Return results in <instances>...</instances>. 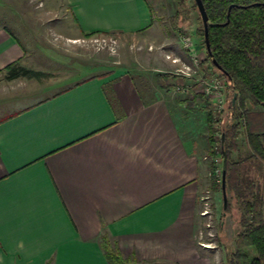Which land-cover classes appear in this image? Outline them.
<instances>
[{"label": "crops", "instance_id": "0c3cea01", "mask_svg": "<svg viewBox=\"0 0 264 264\" xmlns=\"http://www.w3.org/2000/svg\"><path fill=\"white\" fill-rule=\"evenodd\" d=\"M46 1L62 10L51 27L71 38L154 26L148 0ZM31 55L0 22V74L30 69ZM92 73L31 102L2 93L0 264H110L104 234L137 264H197L206 167L185 134L189 99L128 66Z\"/></svg>", "mask_w": 264, "mask_h": 264}, {"label": "rangeland", "instance_id": "374dc122", "mask_svg": "<svg viewBox=\"0 0 264 264\" xmlns=\"http://www.w3.org/2000/svg\"><path fill=\"white\" fill-rule=\"evenodd\" d=\"M46 2L0 0V22H9L28 52L35 56L28 57L27 67L44 73L40 76L22 75L14 79H8V72L0 74V100L3 92L20 89L21 93L26 94L20 101L31 102L90 76L92 72L100 73L110 67L120 66H128L138 75L156 80L167 91L176 90L177 95L173 93V98L178 95L188 98L182 118L187 125L186 131L182 129L187 138L196 139V151L206 167V178L198 201L197 264H231L247 211L245 201L239 198L236 187H226L229 207L225 209L223 191L218 183L224 160L218 153L219 144L216 142L213 147L208 142L210 130L205 107L213 112L211 130L218 141L222 129L232 121L229 112L232 94L227 79L207 62L204 39L198 34L200 13L195 0H148L152 6L154 26L145 35L131 37L94 33L77 38L64 36L51 27L48 19L61 16L62 10L50 11ZM176 13L178 28L172 23ZM29 31L37 48L32 47L27 37ZM186 37L191 39V50L185 47ZM47 47L54 52L47 50ZM43 50L51 54L52 59L44 58L41 54ZM192 54H196L198 62L193 61ZM158 73H168L172 77H157ZM209 80H220L223 85L222 97L206 93L205 81ZM2 107L0 101V114ZM250 154L251 150L242 134L238 138L234 157L246 158ZM247 163L246 175L259 187L264 197V163L257 159Z\"/></svg>", "mask_w": 264, "mask_h": 264}, {"label": "trees", "instance_id": "16d2710c", "mask_svg": "<svg viewBox=\"0 0 264 264\" xmlns=\"http://www.w3.org/2000/svg\"><path fill=\"white\" fill-rule=\"evenodd\" d=\"M202 1L209 18L211 55L207 52V62L227 79L232 94L229 105L232 121L222 129L218 141L214 139L211 130L213 112L205 107L210 130L208 142L213 147L216 142L219 144L218 153L226 163V187H236L239 190L238 196L245 201L247 211L231 264H264V197L259 187L246 175L247 162L257 159L264 163V0ZM195 6L197 7L196 2ZM199 21L198 34L204 39L201 15ZM172 23L178 28L177 13L173 16ZM7 71L8 79L44 74L16 64H10ZM157 77L168 79L172 76L158 73ZM199 96L202 97L201 94ZM242 134L251 154L246 158L236 159L234 154L238 149V138ZM218 183L222 188V175ZM228 207L229 203L225 209ZM101 245L110 264H135L122 255L108 235H102Z\"/></svg>", "mask_w": 264, "mask_h": 264}, {"label": "water", "instance_id": "95a60500", "mask_svg": "<svg viewBox=\"0 0 264 264\" xmlns=\"http://www.w3.org/2000/svg\"><path fill=\"white\" fill-rule=\"evenodd\" d=\"M195 2L197 4V7H198V10L200 12V15H201V18L203 21V25H204V31H205L204 39H205L206 50H207L208 54L211 55L210 40H209V18H208L206 9L204 7L203 1L202 0H195ZM214 63L220 69V67L216 63V61H214ZM224 136H225V134L223 133L222 134L223 139H224ZM222 191H223V196H224V204L226 206L227 205V193H226V163H225V160H224L223 174H222Z\"/></svg>", "mask_w": 264, "mask_h": 264}, {"label": "built area", "instance_id": "2783aa9c", "mask_svg": "<svg viewBox=\"0 0 264 264\" xmlns=\"http://www.w3.org/2000/svg\"><path fill=\"white\" fill-rule=\"evenodd\" d=\"M184 42H185V47L188 50L192 49V42L191 39L189 37L184 38ZM191 55V53H190ZM192 58L194 62H198V59L196 58V54H192ZM205 91L207 94L213 93L216 94L218 96V98L222 97L223 93H222V88L223 85L220 82V80H209V81H205ZM221 172V171H220Z\"/></svg>", "mask_w": 264, "mask_h": 264}]
</instances>
